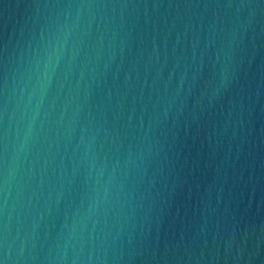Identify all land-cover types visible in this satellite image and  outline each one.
Instances as JSON below:
<instances>
[{
    "label": "water",
    "instance_id": "water-1",
    "mask_svg": "<svg viewBox=\"0 0 264 264\" xmlns=\"http://www.w3.org/2000/svg\"><path fill=\"white\" fill-rule=\"evenodd\" d=\"M0 264H264V0H0Z\"/></svg>",
    "mask_w": 264,
    "mask_h": 264
}]
</instances>
